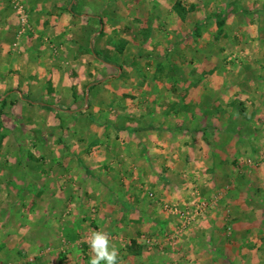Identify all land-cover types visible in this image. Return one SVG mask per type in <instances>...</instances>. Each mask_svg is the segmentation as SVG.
<instances>
[{
    "label": "crops",
    "instance_id": "obj_1",
    "mask_svg": "<svg viewBox=\"0 0 264 264\" xmlns=\"http://www.w3.org/2000/svg\"><path fill=\"white\" fill-rule=\"evenodd\" d=\"M25 3L30 11L34 34L28 32L18 37L20 16L12 9L9 0H0V135L8 130L3 123L10 116L16 119L21 117L13 108L3 109V105L13 102L22 106L31 102L27 95L20 96V90L24 92V89L29 88L25 83L21 84V81L27 79L25 72L30 69L33 73L39 68L42 71L44 68L39 67V63L42 60L48 63L40 46L36 48L43 25H47V29L50 25L55 26L52 31L58 39L62 29L65 31L68 25L72 27L74 20H81L84 25L90 26L87 30L93 40L104 29L102 19L98 20L92 15L88 2L25 0ZM168 3L159 0H136L134 4L130 3L129 7L135 6L130 12L131 21L134 22L131 23L133 32L140 29L150 35L168 36L171 33L170 37L177 33H174L172 27L169 32L163 26L167 21L168 24L175 23L173 27L176 28L179 22L180 15L176 8L172 3L166 5ZM163 5L167 9L164 13L158 9H164ZM74 8L80 10L76 15L72 11ZM150 8L160 11L163 21L157 19L155 22L151 19L148 27V22H137L136 19L142 18L141 10ZM64 9L68 10L61 17L55 14V10ZM77 15L80 19L74 18ZM109 31L111 33L115 29L111 26ZM239 35L248 40L247 36ZM258 36L260 38L256 40H261L263 49L249 56L255 59L244 60L240 68L244 74L240 81L232 80L233 70L227 66L218 69L214 67L215 71L211 72L208 71L210 66L190 68L198 75L207 70V76L196 77V82H192L190 87L188 83H177L181 91L175 98L169 96L162 100L155 95L149 96L146 106L151 112L145 116L149 120L148 124L114 127L113 136H126V145H105L106 150L102 147L100 158L94 166L90 164L87 155L81 156L73 162V177L71 169L68 171V164L63 162L64 167L60 168L63 177L54 178L52 173H48V177L41 176L42 182L32 184V187L22 184L14 189L0 180V195L4 193V199L13 198L14 195L16 200L25 199L35 203L45 200L61 202V212L54 210V214L49 217L58 215V220L62 218V225H66L65 233L73 227L75 233H82L84 225L93 224L105 233L135 237L138 232H144L147 235H158L166 244H176V248L166 246L150 252L154 256L143 251L136 255L131 248H127L126 264H264V113L259 111V106L264 108V67L259 65L255 74L252 69L254 62L264 60V37L260 34L255 37ZM244 49L243 52L248 54V49ZM97 54L98 51L94 56L97 57ZM12 60L15 66L10 64ZM60 71L64 72V68H60ZM56 72L53 71L55 76L52 77L46 75L43 84L53 78L54 91L60 88L66 93L71 79L64 77L62 84ZM201 78L202 82L199 81ZM153 84L159 90L172 88L169 83L160 81H154ZM43 89L47 91L48 87L43 86ZM54 94L48 92L49 96ZM58 99L64 102L62 95ZM52 101L51 106L61 107L56 98ZM37 102L35 100L31 103ZM234 104L240 105L237 112L232 107ZM216 107L222 108L223 114L217 112ZM50 117L56 119L54 115ZM221 121L234 125H222L219 123ZM7 141L5 138L0 145V176L7 169H15L14 165L20 161L21 152L17 145L15 149L11 148L13 155L10 158L6 155ZM109 151L112 159L108 158ZM120 152L123 153L121 158L118 155ZM63 155L62 159L72 163L70 156ZM109 164L112 172L102 171ZM93 167L99 174L88 176L87 168ZM198 186L200 191L196 188ZM200 200L209 202L202 214L203 218L195 220L190 228L172 234L170 231L175 229L176 223L182 221L181 214L186 205L195 201L199 203ZM32 216L39 220V213ZM0 231L9 234L4 228ZM59 231L56 226L52 232ZM11 233L16 236V244H5L4 248L18 250L17 244H24L18 237H24L27 233L21 225ZM4 239L9 242L7 238ZM150 241L151 238H148L147 242ZM111 246L116 249L121 247L120 244ZM69 253H66L67 257L64 254L51 256L57 263L72 264Z\"/></svg>",
    "mask_w": 264,
    "mask_h": 264
},
{
    "label": "rangeland",
    "instance_id": "obj_2",
    "mask_svg": "<svg viewBox=\"0 0 264 264\" xmlns=\"http://www.w3.org/2000/svg\"><path fill=\"white\" fill-rule=\"evenodd\" d=\"M72 1L88 2L92 15H95L98 20L102 19L104 29L93 40L89 37L90 31L87 30L90 26L84 25L81 20H74L72 27L68 25L65 31L62 29L59 39L58 36L53 35L52 30H55V26L50 25L47 29V25H43V29L41 28L36 48L40 46L41 53L46 54L48 63L46 64L47 61L43 60L39 63V67L44 68L42 71L39 68L33 73L30 69L25 72L27 79L21 81V84L25 83L24 85L29 88L24 89V92L19 89L20 96L27 95L31 102L36 100L39 103L27 102L19 106L20 104L8 102L7 105H3V109L13 108L14 112L21 115L17 119L10 116V119L3 123L7 125L8 130L2 133L3 136L0 135V145L5 138L8 140V153L5 154L9 158L13 155L11 148L15 149L16 145L21 152L18 165L17 163L14 165L15 169H7V172L0 176V180L14 189L22 184L32 187V184L41 183V176L48 177V173H52L54 178L63 177V172H60V168L64 167L63 162L68 164V171L71 169L73 177L75 174L73 162L81 156L87 155V159L91 161L90 164L94 166L95 161L100 158L99 151L102 147L106 150L105 145L121 146V143L126 145L128 141L126 136L123 134L113 136L114 127L148 124L149 120L145 116H149L151 112L146 106L149 96L155 95L162 100H166L169 96L175 98L181 91L177 83H188L190 87L192 82H196V77L207 76V70L203 68L204 71L200 75L192 72L190 68L210 66L208 71L211 72L214 67L218 69L227 66L231 71L233 70L232 80L240 81L244 74V70L240 69L244 60L255 59L256 57L249 56H254L257 50L263 49L261 40H256L260 37L255 36L260 34L264 37V0H159L169 2L166 5L172 3L177 14L180 15L176 28L173 27L175 23L168 24L165 21L166 23L163 24L166 30L172 27L174 33L177 32L171 37L170 29L168 36L150 35L140 29L133 32L130 12L135 6H129L136 0ZM9 2L18 17L20 16L21 26L17 32L18 37L28 32L34 34L30 11L25 0H9ZM96 5H98L97 10ZM162 7L164 9H158L164 13L166 7L165 5ZM67 10H55V14L61 17V14ZM72 11L76 15L80 10L74 8ZM160 11L154 8L141 10L142 18L136 20L148 22L149 27L151 19L155 22L157 19L163 21ZM145 16L149 18V21L147 17L145 20ZM217 17L222 18V21L219 22ZM74 18L80 19L78 15ZM111 26L115 31L110 33ZM239 34L247 36V41L254 40L248 43L245 37L242 38ZM244 48L248 49V54L243 52ZM96 51H98L97 57L94 56ZM14 63L12 60L10 64L14 65ZM254 63L252 69L255 74L259 65L264 67V60L259 59ZM60 68H64V72L60 71ZM54 70L57 71L55 74L60 76L62 84L64 77L71 79L66 93L60 88L54 91L53 78L46 80L43 84L46 75L55 76ZM248 73L251 75L250 72ZM202 79L199 81L202 82ZM154 81L169 83L172 88L159 90L153 84ZM43 86L48 87L47 91L50 95L55 93L54 96H49ZM153 87L156 88L153 89ZM61 95L64 102H59L58 98H61ZM53 98L59 102L60 108L51 106L54 102ZM232 107L236 112L240 109V105L237 104ZM260 107L259 111L264 113V108ZM216 110L219 113L223 111L222 108L217 107ZM52 115L56 119H51ZM219 123L229 127L234 125L224 121ZM63 153L70 156L72 163L62 159ZM118 155L120 158L123 157L122 152ZM108 156L112 159L110 151ZM10 163L11 161L9 166ZM111 168L109 164L102 171L112 172ZM97 173L99 174V171L96 168H87L88 176H95ZM61 188L64 190V187L61 186ZM196 188L201 190L199 186ZM15 198L13 195V198L4 199V193L0 195V230L4 228L9 231L8 235L0 231V264H64L57 263L51 255L62 256L68 252H70L72 264H89L90 249L87 237L92 231L103 232V230L92 224L84 225L83 232H79L80 234L75 233L74 227L65 233L66 225H62V218L58 220L56 215L55 221L53 217H49L54 210L61 212L63 208L61 202L45 200L35 203ZM190 206L195 208L196 201L193 204L192 202L187 204L184 213L191 208ZM38 213L39 220L32 216ZM227 213L229 214L230 210ZM198 218L203 216H195V219L185 227H182L183 219L181 218L182 221L176 223L175 229L170 232L176 234L181 229H188ZM57 221H59L58 225L54 226ZM19 225L27 233L24 237H18L24 244H17L18 250L4 248L5 244H16V236L11 232ZM56 226L60 231L52 232ZM107 234L112 245L120 244L121 246L117 248L118 262L120 261L118 264H126L125 258L129 252L127 248H131L136 255L143 251L153 254L152 256L154 253L150 252H155L160 247L176 248V244H166L156 234L147 235L144 232H138L135 237L114 232ZM4 238H7L9 242ZM148 238H151L150 243L147 242Z\"/></svg>",
    "mask_w": 264,
    "mask_h": 264
},
{
    "label": "clouds",
    "instance_id": "obj_3",
    "mask_svg": "<svg viewBox=\"0 0 264 264\" xmlns=\"http://www.w3.org/2000/svg\"><path fill=\"white\" fill-rule=\"evenodd\" d=\"M89 264H118V250L111 246L107 233L92 231L87 237Z\"/></svg>",
    "mask_w": 264,
    "mask_h": 264
},
{
    "label": "built area",
    "instance_id": "obj_4",
    "mask_svg": "<svg viewBox=\"0 0 264 264\" xmlns=\"http://www.w3.org/2000/svg\"><path fill=\"white\" fill-rule=\"evenodd\" d=\"M208 207V202H205L204 200L201 201L199 203H196L195 208L191 207L187 212H185L184 214H182V227L187 226L188 224L191 223L192 220L195 219V216L200 217V215H202L206 208Z\"/></svg>",
    "mask_w": 264,
    "mask_h": 264
},
{
    "label": "trees",
    "instance_id": "obj_5",
    "mask_svg": "<svg viewBox=\"0 0 264 264\" xmlns=\"http://www.w3.org/2000/svg\"><path fill=\"white\" fill-rule=\"evenodd\" d=\"M217 20H218L219 22H221V21H222V18L217 17Z\"/></svg>",
    "mask_w": 264,
    "mask_h": 264
}]
</instances>
